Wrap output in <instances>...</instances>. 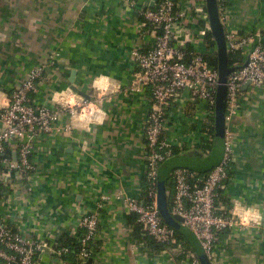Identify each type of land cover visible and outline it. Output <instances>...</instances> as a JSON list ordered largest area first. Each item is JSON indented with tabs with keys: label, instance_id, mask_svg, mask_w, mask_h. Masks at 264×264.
Returning <instances> with one entry per match:
<instances>
[{
	"label": "crops",
	"instance_id": "crops-1",
	"mask_svg": "<svg viewBox=\"0 0 264 264\" xmlns=\"http://www.w3.org/2000/svg\"><path fill=\"white\" fill-rule=\"evenodd\" d=\"M151 2L0 0V109L28 71L44 64L30 105L58 110L51 130L36 136L33 169L14 175L0 169L6 183L1 226L53 247L62 234L76 236L80 219L94 213L101 264H188L175 251L153 252L137 244L130 224V216L136 215L123 199L141 197L145 184L142 130L150 93L134 78L135 53L152 45L142 17ZM226 21L242 36L259 34L256 44L264 42V0H230ZM188 22L204 35L199 21ZM198 50L214 53L204 39ZM73 72L79 93L69 87ZM101 76L109 79L103 96L94 87ZM69 95L79 98L76 104L65 103ZM82 99L99 109L86 127L70 110ZM239 103L225 127L232 136L234 158L217 202L234 215L239 205L249 216L237 215L246 226L220 236L212 264H264V87L243 89ZM194 106L181 99L167 127L180 154L197 157L198 135L211 118L191 123ZM176 115L189 119V125L175 129ZM34 264L66 263L45 249Z\"/></svg>",
	"mask_w": 264,
	"mask_h": 264
},
{
	"label": "built area",
	"instance_id": "built-area-1",
	"mask_svg": "<svg viewBox=\"0 0 264 264\" xmlns=\"http://www.w3.org/2000/svg\"><path fill=\"white\" fill-rule=\"evenodd\" d=\"M229 1L217 0L220 21L225 28L228 51H240L243 64L227 77L225 127L238 112L244 87L247 84V88L252 90L264 87V42L255 44L259 34L242 36L227 24ZM142 17L143 27L152 40L147 51L135 53V84L150 93V106L142 130L145 141V185L141 197L127 198L126 207L136 215L137 222L153 241L162 245H176L164 252L175 251L188 264H200L193 251L179 244L176 232L159 215L157 176L160 165L173 157V150L177 148L167 127L174 106L181 99L195 104L191 123L198 122L199 118L205 120L214 117L217 70L209 65L206 59L208 53L198 50L204 36L198 35L188 22L190 20L193 24L199 21L203 25V33L209 31L205 0H152L143 9ZM46 68L44 64L31 68L11 92L8 103L0 109V169H5L7 173L18 171L25 174L33 169L31 157L36 136L39 131L51 130L54 115L58 113V110L47 106L30 105V96L36 93L37 82ZM81 101L82 104L78 103L76 108L70 109L72 116L89 104L95 105L86 99ZM95 103L99 104V100ZM189 121L183 116L178 118L174 123L175 129L188 126ZM200 132V145L213 142V137L204 129ZM8 152L16 154V162L12 157H4ZM204 153L206 156L210 151ZM232 160L233 140L225 128L224 154L218 165L204 176L183 168L173 170L170 176L173 184L170 212L184 220L183 225L197 238L211 262L223 232L246 226L239 216L217 204L218 191L229 179ZM97 226L98 217L94 213L80 219L79 229L86 232L78 255L81 264L91 259V251L86 244L94 239ZM45 249L59 259L62 253L68 252L67 249L55 250L46 243L27 239L0 225V262L34 264L36 255Z\"/></svg>",
	"mask_w": 264,
	"mask_h": 264
},
{
	"label": "water",
	"instance_id": "water-1",
	"mask_svg": "<svg viewBox=\"0 0 264 264\" xmlns=\"http://www.w3.org/2000/svg\"><path fill=\"white\" fill-rule=\"evenodd\" d=\"M205 8L208 16L209 33L215 44V52L217 57V74L218 86L215 95L214 107V138L213 148L208 155L203 158L190 156L186 153L173 156L163 162L158 169L157 176V207L160 217L163 222L171 227L176 233L181 235L195 252L200 264H212L205 252L203 251L199 241L193 233L183 225L184 220L173 215L169 210L167 199V186L171 185V173L178 168L187 169L189 171L203 174L210 171L212 167L220 163L225 146V114H226V96H227V77L236 68L228 65V48L225 38V28L220 21L218 12L217 0H205ZM256 44V42H255ZM254 44V45H255ZM238 68V67H237ZM75 73L71 74L69 79V87L74 92L77 89L73 87ZM247 84L245 88L248 87ZM13 161L16 162V154H12ZM86 264H92V259H89Z\"/></svg>",
	"mask_w": 264,
	"mask_h": 264
},
{
	"label": "trees",
	"instance_id": "trees-1",
	"mask_svg": "<svg viewBox=\"0 0 264 264\" xmlns=\"http://www.w3.org/2000/svg\"><path fill=\"white\" fill-rule=\"evenodd\" d=\"M200 27L203 28V25L200 24ZM204 40L207 46H211L215 50V44L214 41L212 40V37L209 33V31L204 33ZM207 61L209 62V65L213 68H217V57H216V52L212 55H207L206 56ZM243 64V57L240 53V51H229L228 52V65L229 67L237 68ZM33 98V95L30 96V99ZM213 117L209 120V124L205 126V130L209 132V135L214 138V124H213ZM213 148V142L212 143H205L201 144L197 147V151H195V155L199 158H203L204 156V151L208 150L211 151ZM182 152V150H178L177 148H174L173 150V156H177ZM4 157L11 158L12 154L7 153ZM219 164V163H218ZM216 164V165H218ZM215 165V166H216ZM214 166V167H215ZM213 168V167H212ZM209 171L205 172L202 174V176L206 175ZM12 175H14V171H12ZM171 179V178H170ZM6 183L0 176V200L4 197V193L6 191ZM145 185V184H144ZM219 194V192H218ZM173 195V184L171 180V185L167 186V199H168V205H169V210H171V198ZM221 203L226 204L225 201H221ZM218 204V202H217ZM130 224L133 229V237L134 240L137 242V244H142L146 246L148 249L152 250L153 252H164L168 249H173L176 247V245L169 246V245H162L159 243H156L153 241L145 232L143 227L137 222L136 216L131 215L130 216ZM85 230L84 229H79L77 232L76 236H69L67 234H62L60 235L53 244V247L55 250H60V249H67V253H62L60 255V259L65 262L66 264H81L78 255L79 251L81 249L82 245V240L85 237ZM224 234V232H223ZM177 236V241L179 244H181L182 247H184L187 250L192 251V248L190 245L185 241V239L176 233ZM87 247L88 250L91 251V259H92V264H100L101 257H100V247L101 244L100 242L95 241L94 239L89 240L87 242ZM184 258V257H183Z\"/></svg>",
	"mask_w": 264,
	"mask_h": 264
},
{
	"label": "clouds",
	"instance_id": "clouds-1",
	"mask_svg": "<svg viewBox=\"0 0 264 264\" xmlns=\"http://www.w3.org/2000/svg\"><path fill=\"white\" fill-rule=\"evenodd\" d=\"M94 87L96 88L98 93L101 96H103L109 88V79L105 76L99 77L95 81ZM78 99H79L78 97L69 95L66 98L65 103L76 104ZM4 103L6 104L7 101L5 100ZM80 103L82 104L83 102L80 101ZM98 112H99V109H97L95 105L89 104L86 107L82 108L79 115H76L75 113L73 115H74L75 120L79 121L80 123H82L86 127L88 124L93 122L94 114H96ZM99 120H100V117L98 116L96 118V122H99ZM235 214L236 215H242L245 219L249 216V213L245 209H242L239 205H237V207L235 209Z\"/></svg>",
	"mask_w": 264,
	"mask_h": 264
},
{
	"label": "rangeland",
	"instance_id": "rangeland-1",
	"mask_svg": "<svg viewBox=\"0 0 264 264\" xmlns=\"http://www.w3.org/2000/svg\"><path fill=\"white\" fill-rule=\"evenodd\" d=\"M233 120H234V119H233ZM232 123H233V121H232ZM185 141H186V140H185ZM233 158H234V149H233ZM127 198H128V197H126V196H125V197L123 198V199H124V201H126V200H127ZM134 198H137V197H133V198H130V197H129V199H134Z\"/></svg>",
	"mask_w": 264,
	"mask_h": 264
}]
</instances>
